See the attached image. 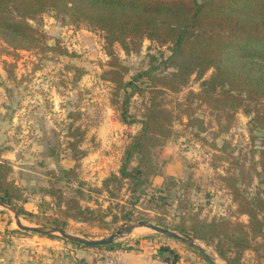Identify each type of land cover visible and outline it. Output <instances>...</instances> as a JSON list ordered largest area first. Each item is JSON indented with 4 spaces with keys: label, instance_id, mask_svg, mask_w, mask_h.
<instances>
[{
    "label": "rangeland",
    "instance_id": "obj_1",
    "mask_svg": "<svg viewBox=\"0 0 264 264\" xmlns=\"http://www.w3.org/2000/svg\"><path fill=\"white\" fill-rule=\"evenodd\" d=\"M29 24L40 36L28 48H16L0 37V162L9 164L7 179L21 190L22 197L15 201L22 210L17 212L21 222L40 227L63 223L68 233L88 239L106 238L126 227L128 235L108 245L110 249L93 248L130 250L151 244L173 249L183 264H210L185 242L130 226L160 222L178 232L181 222L191 220L246 224L248 218L238 213L227 189L232 182L227 178L248 199L264 198L259 166L264 131L252 127L254 114L239 109L228 131L218 132L219 123L225 124L221 109L229 107L214 109L193 95L212 70L202 79L192 75L178 92L164 91L161 98L172 113L171 137L149 146L156 174L142 191L131 193L120 169L150 98L151 82L140 74L152 69V76H169L174 71L167 63L170 46L144 39L137 50L125 52L114 43L115 58L128 68L123 82L134 86L117 91L101 31L53 9ZM138 165V154L132 152L126 168ZM70 198L91 212L67 217L61 210ZM15 232L44 236L19 230L13 213L0 207V246H15L21 239ZM262 242L252 240V246L261 247L245 250L240 264H264ZM195 243L214 264H226L214 244L199 239Z\"/></svg>",
    "mask_w": 264,
    "mask_h": 264
},
{
    "label": "trees",
    "instance_id": "obj_2",
    "mask_svg": "<svg viewBox=\"0 0 264 264\" xmlns=\"http://www.w3.org/2000/svg\"><path fill=\"white\" fill-rule=\"evenodd\" d=\"M48 9L66 13L73 21L85 22L104 34L105 50L111 57L108 73L114 76L117 91L134 86L123 82L128 68L115 58L114 43L125 52L137 50L144 39L170 46L167 63L174 71L169 76H152V69L140 74L151 82L150 98L141 130L120 169V179L129 180L131 193L142 191L150 175L156 174L149 146L171 137L172 113L164 106L161 95L164 91H180L192 75L202 79L212 70L210 78L203 80L200 91L193 95L214 109L219 105L229 107L221 109L225 124L219 123L218 132L228 131L239 109L252 112V127L264 131V0H0V37L16 48H28L40 36L29 22ZM128 98L129 95L125 97ZM132 152L138 154L139 165L127 170ZM259 153L260 174L264 175V149ZM10 171L9 164L0 162V204L21 213L15 201L22 193L7 179ZM227 179L232 181L227 189L238 213L248 218L246 224L225 219L197 224L191 220L192 224L183 221L175 230L206 245L214 244L218 257L226 264H240L245 250L257 252L261 247L252 246V240L261 238L264 245V198L248 199L234 180ZM61 212L77 219L91 210L70 198ZM54 223L64 229L63 223ZM156 225L166 228L160 222ZM158 253L170 264L179 262L171 248L161 247ZM199 254L214 264L202 251Z\"/></svg>",
    "mask_w": 264,
    "mask_h": 264
},
{
    "label": "crops",
    "instance_id": "obj_3",
    "mask_svg": "<svg viewBox=\"0 0 264 264\" xmlns=\"http://www.w3.org/2000/svg\"><path fill=\"white\" fill-rule=\"evenodd\" d=\"M15 236L21 237L15 246H0V264H107L109 261L114 264H170L158 253L159 246L151 244H140L138 249L99 251L97 248H76L59 238L18 232Z\"/></svg>",
    "mask_w": 264,
    "mask_h": 264
},
{
    "label": "water",
    "instance_id": "obj_4",
    "mask_svg": "<svg viewBox=\"0 0 264 264\" xmlns=\"http://www.w3.org/2000/svg\"><path fill=\"white\" fill-rule=\"evenodd\" d=\"M0 207H5L13 213L15 224L18 227V229L21 231L33 233V234H38V235H44V236L58 235L62 239L66 240L68 242L78 243V244L83 245V246H92V247L108 246V245L114 243L116 240L125 237L129 233L128 228L123 227V228H120L118 231L112 233L110 236H108L106 238L88 239L85 237H80L77 235L70 234L62 228L24 225L21 222L17 211L13 207H10V206L4 205V204H0ZM136 227L148 228V229H150V230H152L158 234H161L163 236H166L168 238L185 242V243L189 244L191 247L196 248L199 251H202V248H200L195 243V239H193L191 236H189L187 234L172 231V230H169V229L161 227V226H157V225H155L151 222H147V221H139L136 224L130 226L131 229L136 228Z\"/></svg>",
    "mask_w": 264,
    "mask_h": 264
},
{
    "label": "built area",
    "instance_id": "obj_5",
    "mask_svg": "<svg viewBox=\"0 0 264 264\" xmlns=\"http://www.w3.org/2000/svg\"><path fill=\"white\" fill-rule=\"evenodd\" d=\"M107 264H114V262H112V261H109Z\"/></svg>",
    "mask_w": 264,
    "mask_h": 264
}]
</instances>
